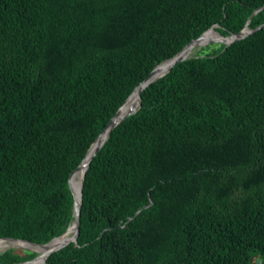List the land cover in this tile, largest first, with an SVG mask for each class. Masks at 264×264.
Returning a JSON list of instances; mask_svg holds the SVG:
<instances>
[{
	"label": "trees",
	"instance_id": "16d2710c",
	"mask_svg": "<svg viewBox=\"0 0 264 264\" xmlns=\"http://www.w3.org/2000/svg\"><path fill=\"white\" fill-rule=\"evenodd\" d=\"M262 24L264 0H0V239L64 234L70 174L150 72L212 26ZM35 256L6 250L0 264ZM257 263L264 27L197 48L142 90L85 171L76 243L45 262Z\"/></svg>",
	"mask_w": 264,
	"mask_h": 264
},
{
	"label": "water",
	"instance_id": "95a60500",
	"mask_svg": "<svg viewBox=\"0 0 264 264\" xmlns=\"http://www.w3.org/2000/svg\"><path fill=\"white\" fill-rule=\"evenodd\" d=\"M260 9L261 8H259L258 10H260ZM258 10H256V12ZM263 27H264V24L258 26L254 30H249L247 28V26H246V27H244V29L242 31L238 32L237 34L229 35V36H226V37H223L220 34H218L219 37L221 38V40H210V41H208L206 43H203L202 45H200L197 48H201V47L206 46V45H209V44H222V45H224L226 47V46L232 44L233 42L238 41V40H241V39L247 37L248 35H250L251 33L256 32V31L262 29ZM214 28H215V26H212L207 31H209L211 29L214 30ZM245 31H247V32L244 33ZM206 32L202 33L198 38H196V39L192 40L190 43H188L173 58H171L170 60L164 62L163 64H166V69H165V72L163 73V75H161V76H159V77H157L155 79H151V77L154 74L155 70L159 66H161L162 64L158 65L157 67H155L150 72V74L147 76V78L142 83H140L134 89V91L132 92V94H133L136 90H138V103L130 111H128L125 115H123L121 117H118V113H119L120 108L127 102V100L130 98V96L132 94L126 99V101L124 102V104L119 108V110L116 112V114L114 115V117L111 118V120L107 123L106 127L102 130V132L99 134V136L97 137V139L95 140V142L92 144V146L88 150V152H87L85 158L83 159V161L81 162V164L70 174L69 179H68V187H69V190H70V192L72 194V197H73V217H74L73 222L71 224V226H73V228H74V233H73L72 237L68 241H66L62 245H60L59 247H56L54 249H51L46 254H44L42 261H38L40 259V257H41L38 254L32 260L27 261V262H24V263H20V264H45L46 259L52 253H54V252L62 249L63 247H65L69 243H76V239H77V236L79 234V226H80V205H81V189H82V185H83V177H84L85 171H86V169H87L90 161L94 158V156L100 150V148L102 147V145L104 144V142L108 138L111 130L114 127H116L120 122H122L124 119H126L127 117H129V116L133 115L134 113H136V111H137V109L139 107L140 93L142 92V90L144 88H146L149 84L153 83L154 81H156L160 77L164 76L167 72H169L172 69V67L174 65H176V64H178L180 62H183L186 59H188L193 54L194 48H196V45L199 43V41L203 40ZM227 38H231V40L230 41H226ZM80 168L83 169V173H82V177H81V183H80V189H79V196H78V199H76L75 196H74L73 189H72L71 184H70V178H71L72 174L74 172L78 171ZM150 205H151V201H150V203L147 206L143 207V209L144 208H147ZM139 212H140V210L138 212H136L134 216H136ZM67 230H66V232H67ZM66 232L64 234H62L61 236L52 239L49 243H51L55 239H58V238L62 237L63 235L66 234ZM0 240H8V241H14V242H21V243H26V244H29L31 246H36V247H44L47 244H49V243H47V244H44V245H37V244H33V243H30V242H27V241L13 240V239H7V238H3V239H0ZM30 252H32V250H30Z\"/></svg>",
	"mask_w": 264,
	"mask_h": 264
},
{
	"label": "bare ground",
	"instance_id": "6f19581e",
	"mask_svg": "<svg viewBox=\"0 0 264 264\" xmlns=\"http://www.w3.org/2000/svg\"><path fill=\"white\" fill-rule=\"evenodd\" d=\"M246 32L247 31H245L244 33H246ZM210 40H221V38L219 37L218 33L216 31H214L213 29H211V30L206 32L203 40L199 41V43L196 45V48H194V50L197 49V47H199L203 43H206V42H208ZM230 40H231V38H227L226 39V41H230ZM165 69H166V64H162L161 66H159L155 70V72L152 75L151 79H155V78L163 75V73L165 72ZM137 103H138V90H136L130 96V98L127 100V102L120 108L119 113H118V117H121V116L125 115ZM82 173H83V169L80 168L78 171L73 173L74 176L72 174V176H73V177L71 176L72 179L70 178L71 179L70 180V184H71V187L73 189L74 196H75L76 199H78V196H79V189H80ZM73 233H74V228H73V226H70L68 228V230H67L65 235H63L62 237H60L58 239L53 240L51 243L47 244L44 247L31 246L29 244L21 243V242L0 240V250L6 249V248H9V247L29 248V249L31 248L34 251L38 252L39 255L41 256L38 261H42L44 254H46L49 250L54 249L56 247H59L64 242L68 241L72 237Z\"/></svg>",
	"mask_w": 264,
	"mask_h": 264
},
{
	"label": "rangeland",
	"instance_id": "374dc122",
	"mask_svg": "<svg viewBox=\"0 0 264 264\" xmlns=\"http://www.w3.org/2000/svg\"><path fill=\"white\" fill-rule=\"evenodd\" d=\"M214 31H215V29H214ZM196 50V49H195ZM194 50V51H195ZM35 248V247H34ZM11 249H13V250H15V251H30V250H32V252L34 251L33 249H29V248H17V247H9V248H6V249H3V250H0V253L1 252H4V251H6V250H11ZM34 253L36 254V255H38L39 253L38 252H36V251H34ZM258 264V263H257Z\"/></svg>",
	"mask_w": 264,
	"mask_h": 264
}]
</instances>
